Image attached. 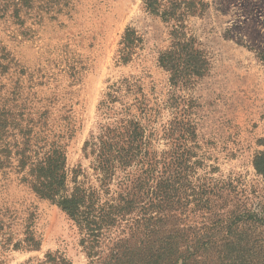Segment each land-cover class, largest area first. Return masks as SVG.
I'll list each match as a JSON object with an SVG mask.
<instances>
[{"label": "rangeland", "instance_id": "374dc122", "mask_svg": "<svg viewBox=\"0 0 264 264\" xmlns=\"http://www.w3.org/2000/svg\"><path fill=\"white\" fill-rule=\"evenodd\" d=\"M187 42L203 67L183 64ZM166 52L182 73L174 83ZM106 126L118 141L140 139L159 167L190 157L193 190L223 191L215 210L264 222L253 168L264 153V0H0V264H98L134 232L130 219L105 227L87 258L72 221L30 187L59 148L69 188H96L101 204L116 197L145 167L116 162L103 177L94 144ZM189 199L184 224L205 222ZM239 225L263 252L264 224Z\"/></svg>", "mask_w": 264, "mask_h": 264}, {"label": "trees", "instance_id": "16d2710c", "mask_svg": "<svg viewBox=\"0 0 264 264\" xmlns=\"http://www.w3.org/2000/svg\"><path fill=\"white\" fill-rule=\"evenodd\" d=\"M180 46L185 52L188 51V61H183L185 66L197 69L205 65L199 53L192 48V43ZM168 54L166 52L159 57L162 67H166L170 61ZM168 65L173 74L170 80L174 83L182 73L175 61ZM188 128L191 130L192 126L188 125ZM111 132L109 126L103 127L94 144L96 162L103 177L112 172L117 164L127 168L135 161L137 165L145 167L132 183L120 188L111 201L101 204L96 188H83L76 184L68 187L65 156L59 148L50 150L39 163L33 171L36 182L30 186L33 193L51 201L72 221L81 236L79 243L87 258L96 255L93 248L95 244L98 245V236L105 227L113 226L118 221L126 224L130 219L134 223V232L128 231L125 236L117 238L112 248L98 258V264H264V251L254 246L257 241L243 238L238 231L239 224L243 222L264 224L257 211L237 212L232 209L224 212L222 206L215 210L217 204L210 198L218 195L222 198L223 191L220 189L215 194L213 189L193 190L190 167L194 162L187 166L190 157L182 158L179 162L184 168L178 165L173 168L169 162L172 169L168 170L165 162L159 167L160 163L149 155L152 152L148 149L140 155L139 147L143 146L140 139L133 137L118 141L110 135ZM145 144L148 148L150 142ZM87 147L85 143L83 151ZM253 168L257 175L264 177V153L254 157ZM161 169H164L165 177ZM152 197L155 203L150 201ZM189 197L192 198V206L203 211L202 217L208 223L184 224L186 222L180 215L190 205ZM148 206L154 207L155 215ZM212 237H216L218 243ZM208 250H212L214 258H210L211 251Z\"/></svg>", "mask_w": 264, "mask_h": 264}]
</instances>
